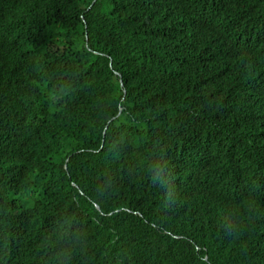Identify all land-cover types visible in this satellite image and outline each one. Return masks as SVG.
I'll return each instance as SVG.
<instances>
[{"label": "trees", "instance_id": "16d2710c", "mask_svg": "<svg viewBox=\"0 0 264 264\" xmlns=\"http://www.w3.org/2000/svg\"><path fill=\"white\" fill-rule=\"evenodd\" d=\"M127 251L264 264V0H0V264Z\"/></svg>", "mask_w": 264, "mask_h": 264}, {"label": "clouds", "instance_id": "9594fccd", "mask_svg": "<svg viewBox=\"0 0 264 264\" xmlns=\"http://www.w3.org/2000/svg\"><path fill=\"white\" fill-rule=\"evenodd\" d=\"M116 73H118V72H116ZM122 81H121V87L123 88V92H124V95L126 94V90H125V88H124V84L122 85ZM112 119H114V118H112ZM97 206L99 207V205L98 204H95V207L97 208ZM97 209H100V207L99 208H97ZM127 211H128V209H127ZM133 254H135L134 253V251H127V252H125L124 254H123V259L125 260L124 262L125 263H123V264H148V261H149V259H148V257L146 256V255H144V253L143 254H140V258H134V261H132L131 263H126V262H128V260H130V256L131 255H133ZM207 257H205V259H206ZM126 259H127V261H126Z\"/></svg>", "mask_w": 264, "mask_h": 264}, {"label": "bare ground", "instance_id": "6f19581e", "mask_svg": "<svg viewBox=\"0 0 264 264\" xmlns=\"http://www.w3.org/2000/svg\"><path fill=\"white\" fill-rule=\"evenodd\" d=\"M117 154H118V153H117ZM117 154H116V155H117ZM27 159H28V158H27ZM82 160H83V159H82ZM116 160H117V159H116ZM68 162H69V161H68ZM68 162H67V163H68ZM72 162H73V161H72ZM84 162H85V161H84ZM80 163H81V162H80ZM80 163H79V165H80ZM68 164L70 165V163H68ZM73 165H74V164H73ZM73 165H72V166H73ZM112 165H113V164H112ZM114 167H115V166H114ZM115 168H116V167H115ZM65 171H67V170H65ZM88 177H90V176H88ZM91 179L93 180L92 177H91ZM90 181H91V180H90ZM100 192H101V191H100Z\"/></svg>", "mask_w": 264, "mask_h": 264}, {"label": "water", "instance_id": "95a60500", "mask_svg": "<svg viewBox=\"0 0 264 264\" xmlns=\"http://www.w3.org/2000/svg\"><path fill=\"white\" fill-rule=\"evenodd\" d=\"M122 85H123V83H122ZM97 208H99V207L97 206Z\"/></svg>", "mask_w": 264, "mask_h": 264}]
</instances>
